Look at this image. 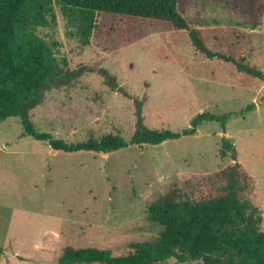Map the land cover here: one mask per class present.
<instances>
[{"label": "rangeland", "instance_id": "rangeland-1", "mask_svg": "<svg viewBox=\"0 0 264 264\" xmlns=\"http://www.w3.org/2000/svg\"><path fill=\"white\" fill-rule=\"evenodd\" d=\"M231 2L182 0L179 11L210 50L243 57L264 72V0H243L247 12ZM99 17L103 27L86 45L59 4L48 26L37 28L66 69L93 70L49 91L31 111L40 132L68 143L108 134L129 141L134 100L152 130L182 132L206 112L228 116L226 132L222 122L204 121L195 135L160 145L67 154L25 135L18 118L0 121V264H58L66 247L127 254L131 242L156 239L163 230L148 219L150 204L220 196L236 163L252 185L244 196L259 209L264 232V82L230 62L207 60L187 31L166 22ZM100 68L128 96L110 89ZM223 139L233 144L236 161L220 156Z\"/></svg>", "mask_w": 264, "mask_h": 264}, {"label": "trees", "instance_id": "trees-1", "mask_svg": "<svg viewBox=\"0 0 264 264\" xmlns=\"http://www.w3.org/2000/svg\"><path fill=\"white\" fill-rule=\"evenodd\" d=\"M181 1L0 0V121L18 118L25 135L47 143L54 151L67 154H106L129 145H160L195 135L204 121L222 122L225 133L228 116L206 112L193 118L191 128L182 132L152 130L144 124L139 100H134L136 123L129 141L118 134H108L100 139L90 137L87 141L68 143L40 132L31 120V111L43 103L49 91L66 86L87 70L66 69L55 57L53 48L37 35L38 27L48 26L47 15L53 4L61 5L64 13L77 22L85 45L101 24L103 27L105 18L99 14L163 21L175 30L187 31L195 50L207 60L230 62L239 73L264 82V72L248 64L245 58L236 59L210 50L201 32L190 28L181 15ZM230 1L240 11L249 7L243 0ZM87 71L93 72L91 69ZM98 73L110 89L128 96L108 70L100 68ZM227 155L236 161L233 144L223 139L220 156L225 158ZM225 175L227 184L220 196L201 201L162 198L150 204L148 219L163 227L156 239L131 242V251L119 256L108 249L66 247L58 264H162L170 259L181 264H264V232L260 229L263 218L251 198L244 196L252 185L249 180L243 182L245 175L238 163Z\"/></svg>", "mask_w": 264, "mask_h": 264}, {"label": "water", "instance_id": "water-1", "mask_svg": "<svg viewBox=\"0 0 264 264\" xmlns=\"http://www.w3.org/2000/svg\"><path fill=\"white\" fill-rule=\"evenodd\" d=\"M141 148H143V145H140Z\"/></svg>", "mask_w": 264, "mask_h": 264}]
</instances>
